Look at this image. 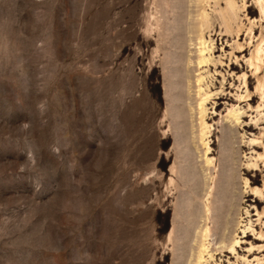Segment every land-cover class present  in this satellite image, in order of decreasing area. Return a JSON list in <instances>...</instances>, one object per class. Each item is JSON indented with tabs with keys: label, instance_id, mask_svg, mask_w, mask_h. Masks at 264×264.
Segmentation results:
<instances>
[{
	"label": "rangeland",
	"instance_id": "1",
	"mask_svg": "<svg viewBox=\"0 0 264 264\" xmlns=\"http://www.w3.org/2000/svg\"><path fill=\"white\" fill-rule=\"evenodd\" d=\"M156 1L0 0V264H264V0Z\"/></svg>",
	"mask_w": 264,
	"mask_h": 264
},
{
	"label": "bare ground",
	"instance_id": "2",
	"mask_svg": "<svg viewBox=\"0 0 264 264\" xmlns=\"http://www.w3.org/2000/svg\"><path fill=\"white\" fill-rule=\"evenodd\" d=\"M156 2H157V5H158L159 8H161L164 12H167L168 14H170L171 17L174 18L173 19L174 22L173 23L171 22L170 25L165 26L164 30L162 31V34L160 32V34H161L160 37L162 38L161 39L162 40L161 46L164 48V50H165V48H169V47H178L180 49V51H181V53H180L181 58L185 59L184 58L185 57V50L187 49V46H188V44H187V42H188V33H194V32L196 33V32H198L199 33L198 40H202L203 39V35L205 33L207 34V33H212V32L215 31L214 24H209L205 20L204 23L200 22L201 24L203 23V25H201V26H203L204 29L203 28L200 29L201 28V27L199 28L200 25L199 26L197 25L198 26L197 27L195 21L190 18V16L192 15V10L193 9H198V11H199V9H201V10H205L206 9V5H204L206 0H157ZM262 10H263V13H264V7H262ZM234 17H235V14L233 12V8L229 7L226 10V12H225L226 34L232 33L231 32V29H232L231 26L234 23ZM156 20L158 21V19H156ZM159 21H162V20H159ZM157 23H159V22H157ZM159 25H162V24H159ZM160 27H162V26H160ZM157 28H158V26H157ZM158 39L160 40L159 37H158ZM263 45H264V41L262 42L261 46L259 47V52H261V53L264 52ZM158 50H160V49H158ZM202 52H203V50H201V53ZM170 57H172V56H170ZM258 60L259 61L261 60L260 57L258 58ZM182 62H183L184 71L187 72V70H186L187 66L184 63V60ZM204 63H206V61L204 59H202V60L200 59V61L197 63V67H200ZM176 65H175V67H176ZM170 68L171 67H169V69ZM259 69H261V68L256 66V71H259ZM174 70H175V68H174ZM184 71H183V74H184ZM177 72H180V71L178 70ZM180 73H182V72H180ZM178 83L179 82H177V84ZM175 107H177V106H175ZM230 189H231V187H230ZM254 192L260 193L259 190H255ZM230 193H232V192L230 191ZM182 194H183V192H182ZM218 195H220V194L217 191V196ZM227 195H228L227 193H226V195H220L221 196V200H219L220 196H219V199H217V204H216L214 212H215V215L220 217V218L225 217L226 211L229 209V207H231L233 205V200L230 198V194L228 196ZM183 198H184V195H183ZM176 211H177V213H176L177 214L176 215V222H182L181 229L184 232V199H183V203L181 204V206ZM216 219H217V217H216ZM235 243H238V241H236ZM231 248L233 249V247H231ZM183 258H184V254H183Z\"/></svg>",
	"mask_w": 264,
	"mask_h": 264
}]
</instances>
